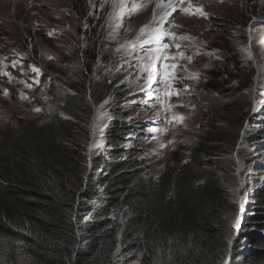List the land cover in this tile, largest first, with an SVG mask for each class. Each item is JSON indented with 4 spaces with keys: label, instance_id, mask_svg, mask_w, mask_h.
<instances>
[{
    "label": "rangeland",
    "instance_id": "obj_1",
    "mask_svg": "<svg viewBox=\"0 0 264 264\" xmlns=\"http://www.w3.org/2000/svg\"><path fill=\"white\" fill-rule=\"evenodd\" d=\"M40 1L48 5L40 10L41 20L20 22L16 21V0H0V64L6 65L3 71L13 77L9 80L0 73L5 77L0 80V141L11 136V143L15 144L16 138L26 129L51 122L59 115L57 118L72 123V133L66 144L78 151L80 158L78 154L76 158L82 164L83 175L89 179L93 176L100 184L99 188L103 189L105 184L102 181L110 175L107 169L113 162L122 163L129 159L109 154L113 148L110 146L113 136L123 134L125 147L137 158L145 178L157 180L168 169L175 168L179 172L181 166L176 167L177 163L189 162L192 151L207 134H211L215 151L205 159L204 170L217 176L231 202L239 200L237 214L233 218L228 217L226 224H232L235 217L240 216L238 227L232 228L239 234L247 224L256 221L246 228V232L264 237L263 217L257 211L264 207V78L255 79L258 68L264 76V45L260 44L262 33L257 31L264 20L262 0H242L239 3L237 0H223L222 3L219 0H192L194 5L203 6L209 14L208 19L174 14V23L180 27L171 30L193 38L184 42L193 45L186 50V55L193 56L191 63L187 60L180 63L186 65L190 72L199 71L201 79L198 82L190 79L177 82V87L183 88L187 84L190 88L179 99L173 97L172 102L182 100L195 105V108L174 109L187 117L183 122L187 127L169 126L161 141L166 143L174 139L176 142L163 150L158 149L156 140L148 139L155 134L149 129L159 126L156 122L159 118L151 107L153 101L139 91L135 68L125 65L120 71L116 70L121 62L120 55L112 50L116 42H112L108 50H103L105 31L101 25L109 7L106 6L97 19L95 15L88 16L89 0ZM93 2L99 8L100 0ZM30 10L33 12L35 7L31 6ZM151 14L152 6L149 5L125 22V27L133 29L128 34L129 38L151 19ZM85 22L90 26L87 31H84ZM249 26L252 28V60L245 59L240 51L249 46ZM49 32L53 33L51 37ZM123 39L122 29L120 42ZM85 43L87 47H81ZM196 49L200 50L199 54H194ZM214 49H219L215 55L222 60L205 54ZM18 54H23L24 74H21L19 63L12 66L13 60H21ZM97 56L100 57L99 65ZM30 64L43 72L39 85L32 89L25 88L20 82L32 83L34 73L27 67ZM180 74L187 75L184 72ZM233 80L238 81V85H232ZM129 81H132L131 87ZM139 84H143V80ZM4 89L9 90L7 97L3 95ZM21 91L29 99H21ZM130 91L135 94L130 95ZM106 97L113 99L101 109L99 106ZM73 98L82 101L76 102ZM142 101H148V104ZM212 103L215 106L210 109ZM253 103L257 108L255 112L251 110ZM36 107L42 111H33ZM98 111L102 115L93 136L91 125ZM95 142H105V146L95 149L89 157V145ZM154 148L157 154H153ZM95 161L101 162L103 167L98 169ZM238 188L239 192L236 191ZM241 205L242 212L239 211ZM229 238L224 233L219 260L229 252ZM232 240L230 252L238 241L248 242L249 239L243 236ZM245 247L252 250L254 245L248 242ZM116 264L134 263L122 254Z\"/></svg>",
    "mask_w": 264,
    "mask_h": 264
},
{
    "label": "trees",
    "instance_id": "obj_2",
    "mask_svg": "<svg viewBox=\"0 0 264 264\" xmlns=\"http://www.w3.org/2000/svg\"><path fill=\"white\" fill-rule=\"evenodd\" d=\"M58 116L15 144L11 136L0 141V264H116L122 254L134 264H219L224 233L254 245L238 241L230 264H264V237L246 232L256 221L239 234L225 222L239 200L231 202L204 170L205 155L215 151L211 134L188 163H177L179 172L168 169L157 180L145 178L124 135H115L109 154L129 159L113 162L100 189L66 144L72 123ZM257 211L264 224V207Z\"/></svg>",
    "mask_w": 264,
    "mask_h": 264
},
{
    "label": "snow or ice",
    "instance_id": "obj_3",
    "mask_svg": "<svg viewBox=\"0 0 264 264\" xmlns=\"http://www.w3.org/2000/svg\"><path fill=\"white\" fill-rule=\"evenodd\" d=\"M223 2V0H219ZM264 3V0H262ZM152 6L151 19L143 23L135 34L130 38L129 33L133 32L131 26L125 27V22L130 20L133 15H137L143 12L145 9ZM108 6L109 10L105 12L104 24L101 27L105 31V37L103 44V50H108L112 42H116V46L112 49L114 52L118 53L121 57V62L118 64L116 70L120 71L127 65L129 68H135V81L138 84L139 91L144 92L149 100L153 101L151 107L155 109L156 117L159 119L156 121L159 126L154 129H149L150 132L155 133L148 139L156 140L158 142V149L163 150L170 144H174L176 141L174 139H169L166 143L161 141V137L169 131V126L175 128L177 125H183L185 128L186 124L183 122L187 119L181 113L174 111L177 107H191L195 108V105H189L180 100L179 103H173L172 98L177 97L178 99L182 94L189 91L190 85L185 84L183 88L177 87V82L182 79H190L194 81H199L201 79V74L199 71L190 72L186 65H182L180 61L187 60L191 63L193 56L186 55V50L193 47L191 43L185 44L186 41H191L193 38L186 34H177L171 29L174 27H180L174 23V14H183L186 16H196L197 18L208 19L209 14L204 11L202 5H194L192 0H100L99 8L93 0H89V12L88 16L95 15L97 19L100 18L99 13L104 12L105 7ZM255 22V17L252 18ZM261 28L257 31L262 33L260 38V44L264 45V20L261 22ZM167 25V26H166ZM90 26L85 22L84 31ZM124 30V39L120 42L121 30ZM252 28L249 26V46L241 48L240 51L245 55V59L252 60L254 54L251 50L250 44L252 40L251 36ZM48 35L51 37L52 32ZM81 47L86 48V43ZM175 51H172V49ZM199 49H196L194 54H199ZM219 49H214L211 52L205 53L206 55L213 57L216 60H222V57L215 55ZM21 60H13L12 66L15 67L18 63L21 66V74H24V65L22 64L23 54H18ZM52 59V57H49ZM97 65L100 63V57L97 56ZM209 65H205L208 67ZM6 65L0 64V73L7 76L9 80L13 77L11 73L3 71ZM34 76L31 78L32 83L26 81H20L24 84L25 88L32 89L34 85H39L40 77L43 75L42 70L34 65L30 64L27 66ZM187 73L186 76H182L180 73ZM227 77L225 76V79ZM262 76L259 68L257 70V81ZM51 78L49 77V80ZM127 80V78H125ZM143 80V84H139V81ZM111 83V81H108ZM121 81L120 83H124ZM205 83L207 80L205 79ZM132 81H129L131 87ZM232 85H238V81L233 80ZM255 90V89H253ZM248 90L246 89L245 92ZM134 95V92L129 93ZM3 95L7 97L9 95V90L4 89ZM219 95V93H215ZM21 99H29V97L23 92H20ZM47 99V97H46ZM91 99V96H89ZM112 97H106L100 104V108L103 109L108 103L111 102ZM143 104L147 105L148 101H142ZM253 112L257 110L255 103L252 105ZM33 111L39 113L42 111L41 108L36 107ZM64 114L61 113V116ZM102 113L99 111L96 113V118L94 119L91 129L92 135L95 136L96 129L98 127L97 121L100 119ZM65 119H71V117H64ZM199 127V126H197ZM182 143H187L188 141H181ZM105 142H95L89 145V157L94 152L95 149H103ZM153 154H157V149L152 150ZM237 164L240 163L239 159L236 160ZM184 163H188L187 160ZM89 167H91V160L89 159ZM243 187V182L240 183V188ZM240 188L236 189L239 192ZM239 211H243V206L241 205ZM240 216H236L233 220L231 227L236 229L239 225ZM233 240L229 238L227 244L229 246L228 254L219 261V264H230L231 262V245ZM163 264V261L160 262Z\"/></svg>",
    "mask_w": 264,
    "mask_h": 264
},
{
    "label": "bare ground",
    "instance_id": "obj_4",
    "mask_svg": "<svg viewBox=\"0 0 264 264\" xmlns=\"http://www.w3.org/2000/svg\"><path fill=\"white\" fill-rule=\"evenodd\" d=\"M242 0H237V3ZM35 7V10L31 12L30 7ZM48 7L45 2L40 0H16V21L20 22H35L40 21L42 15L40 14V10Z\"/></svg>",
    "mask_w": 264,
    "mask_h": 264
},
{
    "label": "clouds",
    "instance_id": "obj_5",
    "mask_svg": "<svg viewBox=\"0 0 264 264\" xmlns=\"http://www.w3.org/2000/svg\"><path fill=\"white\" fill-rule=\"evenodd\" d=\"M9 68H10V67H9ZM4 78H5V77H1V76H0V80H1V79H4ZM210 154H211V153H210ZM210 154H209V155H210ZM207 156H208V155H205L206 158H207ZM234 231H235V230H234ZM235 233H236V232H235Z\"/></svg>",
    "mask_w": 264,
    "mask_h": 264
}]
</instances>
